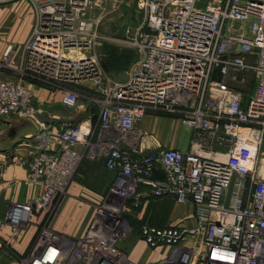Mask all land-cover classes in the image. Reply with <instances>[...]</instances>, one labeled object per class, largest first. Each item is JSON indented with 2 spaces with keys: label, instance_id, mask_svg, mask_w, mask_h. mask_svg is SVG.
I'll return each mask as SVG.
<instances>
[{
  "label": "built area",
  "instance_id": "2783aa9c",
  "mask_svg": "<svg viewBox=\"0 0 264 264\" xmlns=\"http://www.w3.org/2000/svg\"><path fill=\"white\" fill-rule=\"evenodd\" d=\"M119 1L36 0L42 8L24 42V69L62 85L66 107L79 105V86L100 82L87 46L110 37L97 25ZM135 3L145 17L122 38L138 52L127 77L88 93L99 108L97 121L88 112L63 122L56 135L49 128L32 135L37 148L22 160L28 181L43 191L14 202L7 221L21 228L33 213L49 210L68 192L82 158H103L117 172L111 194L121 204L95 205L85 233L73 239L42 224L31 264H264V0ZM34 111L29 87L0 78V120ZM150 111L189 126L188 147H146L142 140L151 132L140 122ZM251 129L257 139L244 135ZM164 197L193 213L136 227L138 210ZM131 238L132 250L142 240L158 251L154 262L120 244Z\"/></svg>",
  "mask_w": 264,
  "mask_h": 264
},
{
  "label": "crops",
  "instance_id": "0c3cea01",
  "mask_svg": "<svg viewBox=\"0 0 264 264\" xmlns=\"http://www.w3.org/2000/svg\"><path fill=\"white\" fill-rule=\"evenodd\" d=\"M135 5V0H128ZM35 8L30 0H0V56L10 43H24L30 35L36 21ZM0 76L19 78L0 71ZM4 79V78H2ZM42 101V96H41ZM36 104V100L33 99ZM42 113V103L36 105ZM78 111L68 113L60 109L52 110L51 114H42L37 118L19 115L5 116L0 120V264H31L30 254L34 248L36 234L42 223H48L62 239H73L85 233L92 217H85L88 203L85 199L92 198L95 189H102L107 179H115L117 172L106 167L105 159L87 160L85 167L71 186L69 195L59 202L52 215L48 211L33 213L21 228H16L7 221V213L14 202L24 201L42 193V185L27 179L28 168L22 159H28L31 150L37 148L38 140L32 135L42 128H49L55 135L61 124L67 120L77 121L88 112L93 114L95 121L99 118V108L92 104L82 105ZM140 124L150 130L151 134L142 142L149 149L159 147L186 148L192 135L190 127L185 126L176 116L162 112L150 111ZM99 178L101 187L84 184L86 176ZM81 198V199H80ZM151 203H150V202ZM147 208L139 209L136 223L144 218L160 225L181 219L193 213V207L176 203L169 197L149 200ZM149 207V208H148ZM145 216V217H144ZM193 222V219H188ZM130 241H122L121 245L132 250ZM137 249L132 255L143 262L152 263L158 251L147 248L142 240L136 243Z\"/></svg>",
  "mask_w": 264,
  "mask_h": 264
},
{
  "label": "rangeland",
  "instance_id": "374dc122",
  "mask_svg": "<svg viewBox=\"0 0 264 264\" xmlns=\"http://www.w3.org/2000/svg\"><path fill=\"white\" fill-rule=\"evenodd\" d=\"M30 1L32 2L35 8V12L37 15L36 20H37L39 13L38 9L42 8V3L38 4L36 0H30ZM56 1L68 2L69 0H56ZM109 4L110 3L106 4V1H104L103 4L101 5L104 7ZM114 5L116 7L110 8L109 11L105 15H103L101 22L97 25L98 33L110 37L100 38V39L97 38L94 40V43H89L87 46V50L89 51L90 54L93 55L95 61L97 62V67L101 74L100 82L96 85L88 84L84 86H79L80 88L79 105L75 108L66 107L65 105L62 104L61 98L64 92L62 85L58 86L55 83L39 80L38 77L27 74L26 70L24 69L25 65L23 64V57L25 54L24 48H25V44L27 43L8 44L6 50L0 56V71L9 73L10 75L19 78L18 79L8 78L5 76L4 77L0 76V78H4L15 83L22 82L31 89L33 93V99L36 100V104L33 103V106L35 107L34 116L36 118L42 114L43 115L51 114L52 110L55 109H60L65 112L72 113L73 111L74 112L78 111L80 107H83L82 105L84 106L86 105L88 108L89 106L92 105V103L87 95L88 93L94 91L93 88H96L97 86L98 88L100 86L104 87L106 83L109 82L110 80L124 79L127 77L130 67L138 58V52L135 49L134 45H132V43H129L128 41H123L122 38L130 37L131 35L129 33L130 27L136 26L140 22H142L144 20L145 13L143 10L137 8L136 3L134 6L131 4L129 5L128 0H121V2L119 1L117 5L116 4ZM100 11H101V6H98L96 8H93L91 13L92 15H97L100 13ZM35 24L36 21L34 23V26ZM29 37L30 35L28 36V38ZM27 39L24 42H26ZM9 46H11V50L7 53ZM248 80H251V78H249ZM251 86L245 85V87L248 89H250ZM96 94H100V93L96 91ZM41 96H42V101H41ZM40 103H42V110H43L42 113L38 112L39 109L36 106V105L39 106ZM153 112L156 113L157 111H153ZM27 158L28 159L31 158V154H29ZM24 160H26V158H24ZM87 160L93 161V159H90L87 156H85L80 160L79 164L77 165L75 174L73 176V181L70 184L68 192L61 193L55 197V199L53 200L54 205L51 206L49 210H47L50 214L53 215L59 206L58 205L59 202L61 200H64L65 197L69 195L71 186L74 184V182H77L76 179L80 177L79 173L85 167L86 165L85 162ZM260 160H261L260 166L262 167L263 159ZM83 181L84 184H88L89 186L101 187L99 183V178L97 176L88 177L86 174V176L83 178ZM112 183H113V179L110 180L107 179L106 185L102 189L99 190L95 189L94 191L96 193L92 195V198L85 199L88 203V206L86 207L87 210L84 213L85 217H89V218L92 217L93 214L95 213V209H96L95 205H97L101 201L121 204L119 199H115L111 194ZM149 202H147L146 205H143L141 207V210L142 208L145 207L147 208ZM141 210H138V212H140ZM28 221H30V218L26 219L20 227L24 226ZM147 221H151V220L148 218L143 219V222H147ZM135 224L136 226L140 225L139 223L136 222ZM47 226H50V224L47 223ZM39 234L40 232L38 231L36 234V238Z\"/></svg>",
  "mask_w": 264,
  "mask_h": 264
},
{
  "label": "bare ground",
  "instance_id": "6f19581e",
  "mask_svg": "<svg viewBox=\"0 0 264 264\" xmlns=\"http://www.w3.org/2000/svg\"><path fill=\"white\" fill-rule=\"evenodd\" d=\"M11 50V46L9 47V51ZM8 51V50H7ZM8 53V52H7ZM7 80V79H6ZM9 81V80H7ZM244 135L246 136H249L251 138H254V139H257V136H258V130H255V129H251L247 132H244ZM263 163H264V158H263ZM122 243V241L120 242V244ZM147 263V262H145Z\"/></svg>",
  "mask_w": 264,
  "mask_h": 264
},
{
  "label": "trees",
  "instance_id": "16d2710c",
  "mask_svg": "<svg viewBox=\"0 0 264 264\" xmlns=\"http://www.w3.org/2000/svg\"><path fill=\"white\" fill-rule=\"evenodd\" d=\"M134 223H135V221H133ZM136 225V224H135ZM136 227H139V225L138 226H136Z\"/></svg>",
  "mask_w": 264,
  "mask_h": 264
}]
</instances>
